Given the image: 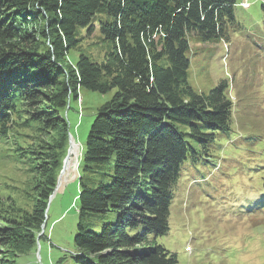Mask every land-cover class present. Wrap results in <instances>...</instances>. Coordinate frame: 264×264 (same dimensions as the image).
Instances as JSON below:
<instances>
[{
    "label": "trees",
    "instance_id": "trees-1",
    "mask_svg": "<svg viewBox=\"0 0 264 264\" xmlns=\"http://www.w3.org/2000/svg\"><path fill=\"white\" fill-rule=\"evenodd\" d=\"M236 4L0 0V148L26 165L35 193L31 212L12 216L14 208H5L0 191V264H18L17 253L34 245L45 224L70 145L65 112L83 88L114 94L89 131L80 163L79 216L116 218L99 232L81 222L73 258L79 264H181L158 238L170 230L186 164L218 158L217 143L233 132L237 106L226 81L207 93L192 87L190 40L228 39L241 28ZM97 29L107 44L103 59L81 52L72 62L82 30L93 36ZM24 130L30 141L22 144ZM52 134L58 139L45 137ZM248 206L259 215L264 201Z\"/></svg>",
    "mask_w": 264,
    "mask_h": 264
},
{
    "label": "rangeland",
    "instance_id": "rangeland-1",
    "mask_svg": "<svg viewBox=\"0 0 264 264\" xmlns=\"http://www.w3.org/2000/svg\"><path fill=\"white\" fill-rule=\"evenodd\" d=\"M236 1L246 3L234 8L241 26L238 31L228 39L207 43L196 35L190 40L188 78L192 87L207 93L226 81L237 106L233 132L222 135L217 143V149L221 145L222 150L219 159L210 164H186L171 206L170 230L158 238L181 264H264V220L244 209L252 201H264V0ZM81 35L79 46L70 52L71 61L77 62L81 52L101 61L107 44L99 30L93 36L82 30ZM113 94L83 88L78 99L70 101L65 112L70 145L59 181L49 199L45 224L34 245L24 246L17 253L18 264H79L73 258L78 251V225L82 222L99 232L104 223L115 220L114 214L107 213L81 221L78 204L83 175L80 163L89 131L100 107ZM22 134V144L28 143L30 132L24 130ZM45 137L58 139L54 134ZM8 153L7 148H0V191L5 208H14L11 215L18 216L32 210L33 176L25 164ZM255 161L262 163L260 170H255ZM187 178L195 184H189ZM258 181L260 185H256ZM188 246L191 252L185 250Z\"/></svg>",
    "mask_w": 264,
    "mask_h": 264
}]
</instances>
